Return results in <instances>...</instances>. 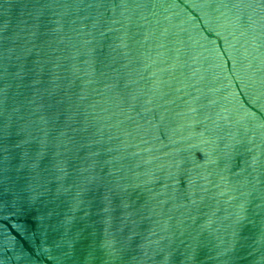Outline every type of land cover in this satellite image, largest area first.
<instances>
[{"label": "water", "instance_id": "95a60500", "mask_svg": "<svg viewBox=\"0 0 264 264\" xmlns=\"http://www.w3.org/2000/svg\"><path fill=\"white\" fill-rule=\"evenodd\" d=\"M0 264H264V0H0Z\"/></svg>", "mask_w": 264, "mask_h": 264}]
</instances>
